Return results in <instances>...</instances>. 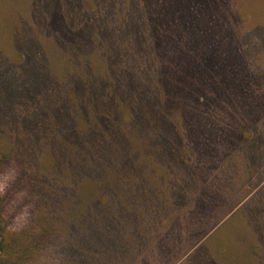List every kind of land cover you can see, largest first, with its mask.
Segmentation results:
<instances>
[{"label": "rangeland", "instance_id": "374dc122", "mask_svg": "<svg viewBox=\"0 0 264 264\" xmlns=\"http://www.w3.org/2000/svg\"><path fill=\"white\" fill-rule=\"evenodd\" d=\"M41 2L0 0V233L8 244L0 250V264H264V0H52L59 4L54 10L62 5L72 14L59 24L62 29L83 26L98 34L77 32L65 38L59 30L50 32L48 17L38 10ZM36 10L37 20L32 18ZM135 15H142L141 22L131 19ZM134 23L140 24L138 30L132 28ZM31 27L39 29L46 44L37 46L44 72L36 77L44 83L32 91L31 69L18 70L31 40L27 34L34 38ZM135 39L139 42L134 48ZM167 42L184 47L165 49L164 54L161 44ZM123 51L131 56L135 70L155 57L158 76L161 67L176 71L180 61L175 58L193 57L191 63L201 72L218 78L210 91L219 88L221 104L233 106L231 120L228 108L221 121L228 128L257 130L262 150L247 152L246 140L230 134L204 135L214 132L204 120L198 136L192 132L195 126L187 125L174 108L178 135L176 142L173 136L169 141L176 149L157 153L165 145L161 136L152 138L147 130L133 128L128 142L140 147L128 155L129 162L118 154L125 166L118 170L115 162L109 187L84 210L75 169L57 155L56 144L61 145L69 132L68 120H73V127L79 122L80 106L88 118L110 107L108 97L123 102L121 91L112 89L108 78L126 65L110 62ZM99 63H106L108 72L96 76L108 85L92 99L73 84ZM164 77L156 80L157 95L168 102L165 91L175 92L170 87L178 78ZM186 77L176 83L179 97L173 99L180 98L179 103L196 85V78ZM51 81L58 87L54 93L47 91ZM18 82L24 86L12 91ZM202 83L212 86L211 79ZM61 88L64 93L57 100L67 106L56 117L50 112V95L55 97ZM88 100L93 113L85 109ZM205 100L203 95L201 101ZM218 137L228 142L233 138V143L225 142L213 160L216 154H208L202 145L216 144ZM26 143L29 150L21 159L19 147ZM49 151L53 160L44 167ZM138 157L140 168L134 170ZM123 172L126 178L121 180ZM116 173H121L120 179ZM179 187L183 190L177 201L174 190ZM102 192L110 195L109 203L100 198Z\"/></svg>", "mask_w": 264, "mask_h": 264}, {"label": "trees", "instance_id": "16d2710c", "mask_svg": "<svg viewBox=\"0 0 264 264\" xmlns=\"http://www.w3.org/2000/svg\"><path fill=\"white\" fill-rule=\"evenodd\" d=\"M40 8L38 10H41V13L48 17V20L46 23L49 25L50 32L52 30H59V35L62 38H65L66 35H74L77 32H84V34L87 36L88 33L90 35L97 36V32L91 33L83 26H75L72 27L75 29V31L68 29H62L59 24L63 21V19L66 17L70 20L72 17V14L69 12V8H64V6H60L61 10L56 11L54 10L56 5L59 4H53L52 0L50 3V0H42L41 4L39 3ZM53 7V8H52ZM71 8V7H70ZM74 10L76 8L74 7ZM86 13V11H84ZM65 14V16H64ZM38 11L36 10V14H33L32 18L38 19ZM131 19H142V15H135ZM154 19H156V14L154 15ZM187 21V20H186ZM187 23V22H186ZM164 25V24H163ZM140 24L134 23L132 28L133 29H139ZM185 26V25H184ZM34 31V38L30 36V34H27L28 38L31 40L27 43L26 48V54L25 59L23 58V64L19 67V71H26L28 69H31V87L28 85L29 89L37 90L41 89V86L43 85L42 79L36 77L40 73L43 77L42 72H44V69H42L41 65V57L40 52L37 46L46 45L43 43L42 34H40L39 29L35 27H31ZM185 30V27L183 28ZM211 29V28H210ZM158 25L155 28V32H157V38L160 37L158 35ZM188 31V29H187ZM53 34V32H52ZM203 34V33H202ZM215 35H213L214 37ZM217 36H215L216 38ZM159 39V38H158ZM31 41V42H30ZM134 48L139 42L138 39L131 40ZM27 42V41H26ZM96 50L98 51L99 48L97 47L98 43L96 40H94ZM182 45H186V43L181 39L180 42ZM182 45H173V42H167L164 44H161V48H163L162 53L167 54L168 51H178V49L183 48ZM179 47V48H178ZM29 48V49H28ZM122 56H114L116 58H110V62L115 65H121L122 63H126V65H121V69L118 71H112V75H108V78L111 83V88L116 89L118 91H121L122 93V101H117L114 99H111L108 97L109 108L106 110L98 111L96 110L93 114V117H85L84 110L82 109L84 106H80L79 110L77 109L76 113L78 114L79 122L76 123L73 127V120H68V123H66V127L69 132H67L66 137L62 139L63 143L61 145L59 143L56 144L57 148V155L61 156L63 161L73 167L76 172L75 177L79 181L80 186V196L81 199L83 198V205L82 208L85 210L86 206H90L93 202H95L96 194L100 193L103 188L109 185V182L111 178V172L110 169L113 168L112 166L117 162L119 163L118 170L121 168L122 164L125 163L123 159H120L119 155H123V158L128 159V162L130 158L132 157V151L135 149H138L140 145L137 144V146L133 147L129 144L128 139L130 141L129 135L132 133V129H139L138 131L144 133L146 130L148 131L149 135H152V138H156V136L160 135L161 139L160 142H165V145L158 147L157 153L160 151L166 152L169 150H175L176 146L172 143L170 144L169 138L174 137V142L177 140L178 135V116L173 112L172 109L177 108L178 112L182 114L183 118L185 119V123L187 122V125H193L195 126L193 128V133H197L198 136H200L203 132L201 121L204 120L209 124L207 126L208 128L214 130V132H205L204 135L212 134L211 136L219 135V134H230L234 138L242 140H246L243 145L245 146V149H248L247 152L250 150H253L256 148V150L261 151L263 140L260 139V134H258V131L256 130L254 133H252V130H248V127H237V129L232 128L227 124H224L221 120L224 119V112L228 110L227 116H230V120L232 117V114L234 113L231 108L233 107L231 105V108L229 104L222 103L219 99L221 97V91L219 88H212L213 91H210L211 87H214L215 82L218 78H213L208 76L210 71L208 72H201L203 71L199 66L195 65V63H191L195 59L192 57L191 59H188L187 56H182L179 58H175V62L178 60L180 61L178 63L176 71L173 70H162V67L160 68V76L156 74L158 72L156 58L154 57L152 60L149 61V63H143L140 67H137L135 70V63L131 61V56L129 54H125V52H121ZM21 57V55H19ZM121 59H119V58ZM172 58V57H171ZM117 60L118 63H114L113 60ZM143 60V58H142ZM121 63V64H120ZM108 65L105 63H99L97 64L96 68L94 69L93 73L88 72V75L86 74L83 78L75 79L73 85H76V83L79 84V89L81 90L82 94L86 97H91L92 99L95 97V95H98L101 91L102 87H106L108 85L107 81H101V77H97L96 73L100 75L102 73L104 75L105 70L107 71ZM194 68V69H193ZM125 70V73L124 71ZM138 70V71H137ZM108 72V71H107ZM85 74V73H83ZM165 75L167 77L173 75L178 78L177 82L174 83L173 87L175 92L173 90L165 91V95L169 99L167 102V99L164 101H161V97L159 100V96L157 95V84L156 80H159L162 82V80L165 79ZM192 75L196 81V85L200 84V86H194L193 90H189L185 92V95L182 97H186L185 101H182V103H179V99H173L176 97H179L178 92L176 91V83L181 82L182 78H187L186 76ZM30 76V75H28ZM111 77V78H110ZM157 78V79H156ZM208 79H211L212 86H207L206 84L202 83L207 81ZM97 80V81H96ZM27 82V79L24 78L23 82ZM18 87H12V91H18L23 87L24 85L21 82H18ZM160 87V86H159ZM209 87V91H205ZM53 90V93L55 90H58L57 85H53L52 81L50 82V87H48V93ZM179 90V89H178ZM32 91V90H31ZM177 92V93H176ZM246 95V91H243ZM51 93V92H50ZM58 93V91H57ZM64 93L63 89L61 88L59 93L54 97L53 94L50 95V99L52 101L51 106L54 110L50 109V112H55V115L57 117V114L60 113V108L63 106L66 107L67 105H63L64 102H59L57 98L60 97ZM206 93V94H205ZM124 95L128 96L129 98H124ZM206 96L205 102H202V97ZM191 97V99H190ZM124 98V99H123ZM127 99V100H126ZM126 100V101H125ZM190 100H194L193 103ZM57 101V102H56ZM128 103V104H125ZM69 105V104H68ZM71 106V104H70ZM85 109H89V111L92 110L91 102L88 100V104L85 106ZM26 108V107H24ZM91 109V110H90ZM100 112V113H99ZM93 113V110L92 112ZM173 114V115H172ZM85 117V118H84ZM182 120V118L180 117ZM206 119V120H205ZM39 120V119H38ZM177 122L176 125H174V122ZM226 121V120H224ZM172 122V123H171ZM2 123V122H1ZM5 123V122H4ZM164 123V124H162ZM235 123V122H233ZM79 125V126H77ZM162 125V127H161ZM11 126V125H10ZM28 128L31 129V123H28ZM77 126V127H76ZM236 125L233 124V127ZM53 123L49 122V128H53ZM103 129L102 132L98 130V128ZM231 127V128H230ZM189 128V127H188ZM71 129V130H70ZM74 129H76V133L74 132ZM143 129V130H141ZM136 130V131H137ZM193 136V135H192ZM210 136V137H211ZM247 136H249L247 138ZM131 137V136H130ZM196 137V136H194ZM31 136H29L28 139H30ZM33 139V137H32ZM235 139V140H237ZM54 140V137H53ZM173 141V139H170ZM230 142L226 140H220L218 137V142L216 144H211L210 146L207 144H203L202 150H207L208 154L210 152L215 153L214 159L217 160L219 153L222 152L225 149V142H228L229 144L233 143V138L229 139ZM53 142V141H52ZM20 148V154L23 156L21 159H25L26 152L29 150V147L26 143L24 147ZM51 150V148H49ZM15 151V149H14ZM14 153V152H13ZM130 154L131 157L127 158ZM134 156V155H133ZM189 157V155H186ZM135 159V158H134ZM137 158L133 164V169H139L140 162ZM185 160H182L187 164L189 162L186 157H184ZM47 162L44 164V167L49 164L51 160H53L51 151H49V155L47 158ZM212 160V161H213ZM53 162V161H52ZM52 162L50 164H52ZM133 163V161H132ZM2 164L1 158H0V166ZM119 172V171H117ZM126 172L122 173L121 180L126 178L125 175ZM121 174V173H120ZM120 174L116 173V176L120 179ZM131 174V173H130ZM132 177H135L134 173H132ZM109 187V186H108ZM107 190V189H104ZM181 189H175L174 194L177 201H180L181 199ZM106 200V202H110L111 198L110 195L106 192L101 193V197ZM99 198V199H100ZM97 199V198H96ZM2 213V206L0 203V217ZM107 219V218H106ZM109 219V217H108ZM112 221V219H111ZM8 245L7 240H5L2 236V233H0V250H2V246Z\"/></svg>", "mask_w": 264, "mask_h": 264}]
</instances>
